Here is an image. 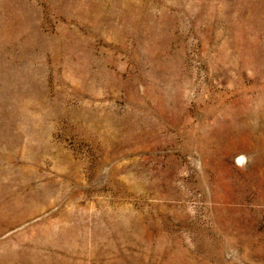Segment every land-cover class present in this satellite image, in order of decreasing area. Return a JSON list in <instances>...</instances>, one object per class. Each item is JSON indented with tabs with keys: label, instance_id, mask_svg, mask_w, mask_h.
Segmentation results:
<instances>
[{
	"label": "rangeland",
	"instance_id": "374dc122",
	"mask_svg": "<svg viewBox=\"0 0 264 264\" xmlns=\"http://www.w3.org/2000/svg\"><path fill=\"white\" fill-rule=\"evenodd\" d=\"M0 264H264V0H0Z\"/></svg>",
	"mask_w": 264,
	"mask_h": 264
}]
</instances>
